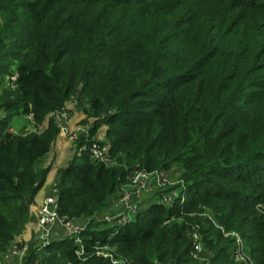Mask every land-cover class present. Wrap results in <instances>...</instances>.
Here are the masks:
<instances>
[{"label":"trees","instance_id":"trees-1","mask_svg":"<svg viewBox=\"0 0 264 264\" xmlns=\"http://www.w3.org/2000/svg\"><path fill=\"white\" fill-rule=\"evenodd\" d=\"M13 72L0 95V264L31 220L61 133L54 114L70 101L97 119L58 171L59 212L94 218L86 259L67 238L46 264H114L98 241L125 264H201L195 233L212 264H242L205 209L264 264V0H0V83ZM18 115L35 131L11 132ZM102 125L113 166L91 158ZM172 167L188 198L154 203L108 238L95 216L129 175Z\"/></svg>","mask_w":264,"mask_h":264},{"label":"built area","instance_id":"built-area-1","mask_svg":"<svg viewBox=\"0 0 264 264\" xmlns=\"http://www.w3.org/2000/svg\"><path fill=\"white\" fill-rule=\"evenodd\" d=\"M54 116L61 125V131L65 134L68 133V128L65 126L67 117L65 108L56 112ZM82 132L88 134V130L86 129ZM70 135L73 140H76L79 134L78 132H71ZM110 149V143L106 140L93 138L90 145L92 160L103 163L106 166L116 165L117 162L112 157ZM148 190L157 191L156 197L154 198L153 195L147 200L145 192ZM189 194V186L187 182L181 178L176 167L165 170L135 171L129 175L127 182L120 185L117 192L111 196L105 211L95 216V219L107 222L108 226L111 228L108 238H111L116 235L122 227L130 223L138 213L148 210L152 204L158 203L165 207L172 206L175 202H184ZM257 208L264 213V204L257 205ZM210 212L211 211L205 209L201 215L211 220L225 237L232 240L231 254L236 262L253 264L246 250L241 233L236 230L226 229L220 222L212 217ZM93 218L89 217L77 220L62 217L59 212L58 187L57 183H55L53 193L47 199V202L41 210V215L38 220L39 231L34 240L22 245L12 242L8 251L3 254L1 262L7 256H18L24 260V264H43V256L49 253L48 247L55 241L67 238H73L75 240L77 244L76 253L80 258L86 259L83 233L88 223ZM194 238V249L196 254L199 255L203 252L202 243L199 241L201 236L195 233ZM96 244L102 256L110 258L114 264H125L122 258H118L114 255L116 251L114 247L108 244L103 245L100 241ZM30 258H32V260H30Z\"/></svg>","mask_w":264,"mask_h":264},{"label":"crops","instance_id":"crops-1","mask_svg":"<svg viewBox=\"0 0 264 264\" xmlns=\"http://www.w3.org/2000/svg\"><path fill=\"white\" fill-rule=\"evenodd\" d=\"M8 80H9L8 77H5L4 82L0 84V95L2 94L4 89H6L8 87ZM76 106H77V104L72 103L70 101L64 107L66 112H67V117H66L65 123H66V126L68 125L67 128L70 127V129H71V130H69V128H68L69 134L71 132H78V134H79L84 129L89 130V127L91 125V124H89L88 126L83 127V125L78 124L79 120L83 117V115L81 114V112L78 111V106L77 107ZM70 110H71V112L69 115ZM28 119H30V121ZM21 120H25L23 125H20ZM9 130L13 133H16V134L29 133V132L35 131V123H34L33 119L31 117L28 118L27 115L20 116L19 118L15 119L13 124H11ZM60 134H64V133L61 132ZM60 134L57 137V139H60V136H62ZM64 135H67V134H64ZM96 137L99 139H105L106 138L105 125H102L99 128V130L96 134ZM73 141L75 142V140H73ZM57 145H60V143ZM64 166L65 165L60 166V167H55V168L53 167L50 169L44 185L38 191V193L36 194V196L33 199V202L31 203V206H30L31 220H30V222L28 223L26 229L20 235H18L13 240V242L22 245L24 243H29V242H32L34 240L36 234L39 231L38 220H39V217L41 215V210H42L43 206L45 205V203L47 202L48 197L53 193L54 184L57 183L56 177L58 176L57 175L58 169H60ZM153 192H155V190H148L145 192V195L147 197H152L154 195ZM116 209H118V208H116ZM1 264H24V260L18 256H7L2 260Z\"/></svg>","mask_w":264,"mask_h":264},{"label":"rangeland","instance_id":"rangeland-1","mask_svg":"<svg viewBox=\"0 0 264 264\" xmlns=\"http://www.w3.org/2000/svg\"><path fill=\"white\" fill-rule=\"evenodd\" d=\"M15 73L16 72H13L11 75L8 74L7 77H8V88H13L15 82H14V76H15ZM4 80L1 82L3 83ZM0 83V84H1ZM73 103V102H72ZM70 105V104H69ZM85 106V105H84ZM77 107V106H76ZM88 107V106H87ZM78 111L81 112V114L83 115V117L79 120V125H83L84 126H88L89 124H94L95 120L97 119V117H89L85 111V107L81 106V107H78ZM70 112L71 110L69 111V115H70ZM7 114H5V111H0V117H5ZM20 116H25V115H18V116H15L13 119H11V124H13V122L15 121L16 118H19ZM29 118V116H28ZM1 119V118H0ZM30 121V119H28ZM87 120V122H86ZM25 122V120H21V124L20 125H23V123ZM65 126H66V123H65ZM68 126V125H67ZM66 126V127H67ZM69 130L70 127H68ZM105 128L107 129V127L105 126ZM62 132V131H61ZM63 133V132H62ZM65 134V133H64ZM64 134H60L62 136H60V139H56V141L54 142L53 146H52V149H51V152L48 154V156H46L42 163H43V166L44 167H49V169L51 168H55V167H60V166H63L65 165L64 167L62 168H65L68 166V164L71 162V160L73 159V156L77 153V154H80L79 152H77V149L75 147V142L73 141V139L70 137L71 135L69 133H66L67 135H64ZM72 141H71V140ZM102 140H105V139H102ZM60 145H57L59 144ZM61 169V168H60ZM58 169V171L60 170ZM58 171H57V175H58ZM56 179H58V176L56 177ZM55 182V181H54ZM154 193V198L156 197L157 195V191L153 192ZM51 196V195H50ZM49 196V197H50ZM48 197V198H49ZM151 197H147L146 199H150ZM260 204H264V203H258L257 205H260ZM212 217L214 219H216L214 217V214L213 212H210ZM204 217V216H203ZM218 221V220H217ZM211 223H213L211 220H210ZM219 222V221H218ZM214 225V224H213ZM244 240V238H243ZM244 243H245V240H244ZM202 245V248L204 249L203 247V244ZM246 245V244H245ZM247 247V246H246ZM98 255H100V253L98 252ZM201 255V256H200ZM199 255L198 257V261L199 263L201 264H212L207 257H205V251L203 250V252H201V254ZM46 260H47V256H43V262L44 264H46Z\"/></svg>","mask_w":264,"mask_h":264}]
</instances>
